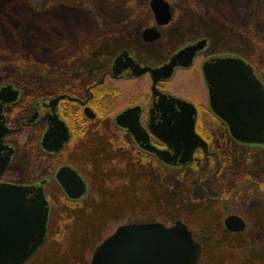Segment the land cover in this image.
I'll return each mask as SVG.
<instances>
[{
    "label": "rangeland",
    "instance_id": "obj_1",
    "mask_svg": "<svg viewBox=\"0 0 264 264\" xmlns=\"http://www.w3.org/2000/svg\"><path fill=\"white\" fill-rule=\"evenodd\" d=\"M168 1L173 18L163 39L146 44L139 32L155 25L150 0H0V84L30 79L34 85L58 73L60 58L73 51L70 37L75 40L76 31L90 35L98 31L96 20L102 24L104 9L109 15L106 27L120 31L119 40L105 43L109 54L105 67L124 47L156 65L201 36L211 41L192 68L177 70L162 85L205 107L202 117L210 129L207 133L215 137L217 155H201L190 169L174 170L140 155L114 124L116 113L137 95L148 99L149 76L109 78V85L123 92L118 108L89 120L90 132L76 140L77 145L73 142L61 155L51 157L55 163H74L88 179L89 191L79 201L68 199L53 179L55 169H47V162L36 158L42 153L30 141L36 131L11 137L21 144L8 177L32 179L31 163H42L36 175L52 177L46 187L51 200L47 236L24 264H91L98 244L119 225L136 220L187 223L202 245L198 264H264V146H243L229 139L224 124L207 109L208 89L201 69L209 55L232 52L252 63L264 81V0ZM62 47L68 49L62 53ZM101 47L96 45L85 62L69 67V73H101ZM231 213L245 219L243 230L225 227L224 219Z\"/></svg>",
    "mask_w": 264,
    "mask_h": 264
},
{
    "label": "water",
    "instance_id": "obj_2",
    "mask_svg": "<svg viewBox=\"0 0 264 264\" xmlns=\"http://www.w3.org/2000/svg\"><path fill=\"white\" fill-rule=\"evenodd\" d=\"M150 6L158 26L171 22L173 12L168 0H151ZM143 33L147 41L159 37L156 28H146ZM206 45L207 40L201 39L180 48L161 66L149 67L132 61L131 68L137 75L149 71L154 80V94L160 96L163 93L158 91L157 82L172 78L178 67H190ZM203 74L210 108L226 123L232 138L240 143L264 145V83L254 67L237 54H222L203 63ZM18 93L11 84L0 88V98L12 101ZM169 101L179 107L174 106L168 120L165 116L163 118L164 124H170L167 135H158L168 142L173 152L151 145L145 147L164 163L181 168L192 162L197 147L206 149L207 142L195 130V105L174 95H170ZM141 108V105L129 107L119 113L115 121L132 131L137 142L144 144L140 135L144 131L140 123ZM87 112L95 116L91 109ZM68 138L66 125L54 111L45 135V147L57 150ZM10 155L11 150L10 154L3 156L0 148L1 170ZM55 178L69 198L79 199L87 193V182L71 165L62 166ZM48 180L46 178L36 185L0 182V264H24L43 245L51 209L44 188ZM224 224L230 231H241L246 226L244 219L237 214L227 215ZM201 252V243L182 220L172 225L160 221H135L119 225L98 244L91 264H198Z\"/></svg>",
    "mask_w": 264,
    "mask_h": 264
},
{
    "label": "flooded vegetation",
    "instance_id": "obj_3",
    "mask_svg": "<svg viewBox=\"0 0 264 264\" xmlns=\"http://www.w3.org/2000/svg\"><path fill=\"white\" fill-rule=\"evenodd\" d=\"M150 10L155 21V16L151 9V6H150ZM102 18H103L102 24L98 23V21L96 20L97 23L96 29H98V31H96L93 35L84 34L82 32L80 33L79 31H76L77 35H75L76 36L75 40L72 37H70L71 39L70 46L73 48V51H71V53L68 56L64 55L62 58H60L57 67L59 68L58 70L60 72L54 75L47 76V78H42L41 80L42 82L38 80L39 81L38 84H34V85L33 84L31 85L30 79H24L21 80V82L18 80L17 81L12 80L0 84V88L4 85L11 84L15 87V89L19 91L18 96L15 100L11 101L8 100L7 98L5 99L0 98L1 154L3 156L10 154V150H11L9 161L7 162L3 170L0 169V182L15 183L21 185H36L39 184L42 180L49 178L48 182L44 184V188L50 200L46 187L52 181L51 175H46V176L36 175V171L42 167V163L38 165H36L35 163L34 164L31 163L29 165L33 167V169L31 170L32 174L29 175L30 177H32V179L28 181H23V182L16 181L15 179L8 177L9 170L11 169V164L15 159L17 153L19 152V146L21 144L16 137L14 139H12L11 137L14 135L21 136L24 133V131L31 129L33 131H36L37 133L36 136L33 135L32 139L30 138L31 144L36 143L38 146V151L42 152L41 154H39V156L36 155V158H40L41 160L46 161L48 164L47 169H51L52 171L55 169L53 174V179L60 186L62 191L65 193L61 184L56 180L55 175L62 166L71 165L79 172V174L87 182V186H88L87 193H88L89 181L84 176V174L77 165L71 162L55 163L54 160H51L53 159L51 157L61 155L64 151H66L69 148V145L73 142H75V145H77L76 140H79V138L84 137L90 132L89 125H92V122H90L89 120L95 119L97 115H100L106 110L114 111L115 109L118 108L117 106L119 101L118 99L121 97L123 92L120 87L109 85L108 83L109 78H112L114 80H119V79L133 80V79H141L142 77L149 76L151 79V87H150V93L148 94L149 95L148 99H146L144 96L143 98L142 95L139 94L134 98V100L130 104L120 109L115 115L116 117L119 113H121L122 111H124L129 107L141 105L142 108L140 112V123L144 128V131L143 133H140V135L142 137L141 142L144 144L137 142V139L135 138L133 132L125 127L120 126L115 121V117H114V124L116 125L118 130L126 135L127 142L133 145L136 148V150L140 153V155L143 154L145 156H150L154 158L156 161L165 165L166 167L174 170L190 169L200 159L201 155H204L207 158L217 155L214 148V146H216V144L214 145V143H216V141L214 140L215 137H213V134L209 135L207 133L210 132V129H208L206 125L207 121L204 120V118L202 117L203 116L202 111L205 110V107H203L200 104H197L194 100L190 98L175 94L168 88L162 86L163 84L171 81L174 76L170 79H160L157 82L156 87L158 91L160 93H163L161 94L162 96L161 95L159 96V95H155L152 89L154 80L150 72L147 71L143 74L137 75L136 73L133 72L131 68V66L133 65V63H131L132 61H134L136 64L149 66V67L161 66L165 62L169 61L171 56L175 52H177L180 48L188 44L194 43L198 40L206 39L207 45L203 50L197 53L195 57L196 60L198 55L210 49L211 47L210 39L207 36H201L196 40L190 41L180 46L176 50H174L166 60L156 65H153L145 60H141L138 57L137 52L133 48L124 47L113 55V57L110 60V63L107 64V67H105V57L109 61V54L108 52H105V43L109 42L110 39L119 40L118 35L120 34V31L114 28L109 29L107 28L108 26L106 27L105 18L106 19L109 18V15L105 13V9L102 11ZM169 24L158 26L155 21L154 26H147L142 31L140 30L139 39L146 44L157 43L158 41L163 39L164 37L163 31L165 28L169 26ZM146 28H156L159 31V37L154 41H147L143 33ZM96 45L102 46L101 47L102 48L101 54L103 61L102 66L104 65V68L102 69V71H100L101 73L98 74L95 73L91 75L87 73L85 74L69 73L71 71L69 67H72L73 65L78 66L83 62H85L92 55ZM62 48H63L61 50L62 53L68 49V47H62ZM122 53L124 54L120 57ZM212 56L214 55L212 54L209 55L201 62L202 72H203V63ZM195 60L190 67L188 68L178 67L176 71L179 69L192 68L195 64ZM116 62L118 63L117 65ZM255 72L259 76L256 69ZM33 81L36 82V80ZM36 90H38L37 93ZM30 92L33 95H30ZM170 95L183 98L185 100L192 102L195 105L197 109L195 130L207 142V148L203 149L200 146L197 147L194 150L192 162L186 165L185 167H181V168H177L164 163L156 153L151 152L145 147L146 145H151V146H155L158 149L165 150L167 152H173V148L170 147L168 142L163 141V139H161V137H159L158 135V133L167 135L170 124H168V122L164 124L163 118L165 116L168 120L170 117H172V111H174L173 110L174 106H176L177 108L179 107L177 104H171V102L169 101ZM159 104H161L163 107H160ZM87 109H91L95 113V116L92 117L87 112ZM207 109L211 111L210 108ZM54 111L57 113L58 117L66 125L69 133V138L57 150L53 151V150H48L45 147L44 141H45L46 132L49 129L50 123H52V115ZM163 112H165V114ZM214 117L220 121V124H224V126L226 127L225 129L228 131L225 123H223L222 120H220L217 116L214 115ZM172 123L173 122H171V124ZM210 127L213 129V125L210 124ZM229 139L235 144L243 145V146L246 145L235 141L231 137H229ZM247 146H252V145H247ZM51 162H53L54 164H51ZM87 193L83 197H85ZM66 197L73 201H79L83 199V197L79 199H72L69 198L67 195Z\"/></svg>",
    "mask_w": 264,
    "mask_h": 264
},
{
    "label": "trees",
    "instance_id": "obj_4",
    "mask_svg": "<svg viewBox=\"0 0 264 264\" xmlns=\"http://www.w3.org/2000/svg\"><path fill=\"white\" fill-rule=\"evenodd\" d=\"M58 72H60L59 70H57Z\"/></svg>",
    "mask_w": 264,
    "mask_h": 264
}]
</instances>
